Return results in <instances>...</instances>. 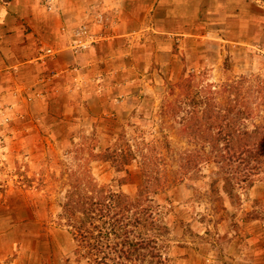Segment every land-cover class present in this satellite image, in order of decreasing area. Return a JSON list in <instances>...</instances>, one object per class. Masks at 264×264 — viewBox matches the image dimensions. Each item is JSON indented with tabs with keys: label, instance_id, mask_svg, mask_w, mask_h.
Instances as JSON below:
<instances>
[{
	"label": "crops",
	"instance_id": "1",
	"mask_svg": "<svg viewBox=\"0 0 264 264\" xmlns=\"http://www.w3.org/2000/svg\"><path fill=\"white\" fill-rule=\"evenodd\" d=\"M98 12L111 21L93 26L105 40L70 51L62 30L92 24ZM224 46L264 52V0H0V94L20 114L7 149L33 157L43 149L47 159L48 145L76 141L74 128L126 120L136 93L182 75L183 51L188 63H204L206 52ZM46 49L57 56L43 64ZM50 211L44 196L0 186V259L50 264L62 236Z\"/></svg>",
	"mask_w": 264,
	"mask_h": 264
},
{
	"label": "rangeland",
	"instance_id": "2",
	"mask_svg": "<svg viewBox=\"0 0 264 264\" xmlns=\"http://www.w3.org/2000/svg\"><path fill=\"white\" fill-rule=\"evenodd\" d=\"M146 38L138 44H144ZM256 47L212 49L206 52L204 63L200 58L188 63L183 51L182 61L179 59L185 66L182 75L147 85L136 93L137 98L129 102L126 120L111 118L114 127L104 123L107 128H74L76 141L65 148L61 143L58 147L50 143L54 150L48 145L47 159L43 149L39 157L25 149L13 156L7 149L11 124L20 114L12 101L0 94V186L40 194L48 201L51 221L62 234L59 254L50 264H75L71 238L59 226V217L71 174L79 172V165L86 164L92 153L113 155L110 161L91 162L98 183L131 197L144 179L145 160L160 158L163 175L171 184L157 198L169 226V235L163 240L167 264H248L245 261L249 259H255L253 264H264V171L252 188L237 187L240 200H231L225 193L224 182L217 179V168L210 162L185 181L174 182L179 178L180 154L195 149L191 140L180 135L194 108L202 111L208 100L228 106L235 100L231 88L246 81L242 97L253 96V112L244 115L240 125L251 130L264 127V52ZM187 79L192 81L190 96L181 88ZM178 106L183 108L181 114H175ZM126 156L132 157L130 166L123 165ZM13 261L0 259V264Z\"/></svg>",
	"mask_w": 264,
	"mask_h": 264
},
{
	"label": "trees",
	"instance_id": "3",
	"mask_svg": "<svg viewBox=\"0 0 264 264\" xmlns=\"http://www.w3.org/2000/svg\"><path fill=\"white\" fill-rule=\"evenodd\" d=\"M244 82L231 88L235 100L228 106L208 100L202 111L194 108L190 113L180 135L191 140L195 149L180 154L175 183L185 181L210 162L231 200H240V185L247 190L256 184L264 171V127L251 130L240 125L244 115L253 112V96L242 97ZM191 86L188 79L181 85L186 96H190ZM196 102L195 107L199 105ZM177 109L175 114H181L183 108ZM112 157L92 153L86 164L79 165L80 171L71 174L59 226L69 233L75 264H167L163 240L169 235V226L164 223L157 198L171 184L163 175L160 158L145 160L144 179L131 197L101 185L92 174V161H110ZM132 161L126 156L123 165L130 166ZM121 183L126 185L127 180Z\"/></svg>",
	"mask_w": 264,
	"mask_h": 264
},
{
	"label": "built area",
	"instance_id": "4",
	"mask_svg": "<svg viewBox=\"0 0 264 264\" xmlns=\"http://www.w3.org/2000/svg\"><path fill=\"white\" fill-rule=\"evenodd\" d=\"M47 2H51V0H46ZM48 10H52V6L48 5ZM111 21L106 12H98L94 16L93 23H85L83 25L78 26L74 29L64 28L62 31L65 34L70 35L69 42V50L72 52L85 51L93 47V45L97 44L100 41L105 40L104 35H98L93 31V26H106L110 25ZM57 56V52L52 49H46L41 51V57L39 61L43 64L47 62L48 59L54 58ZM59 76L58 73H52V75L48 78V81H52L53 79Z\"/></svg>",
	"mask_w": 264,
	"mask_h": 264
}]
</instances>
